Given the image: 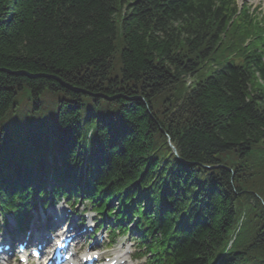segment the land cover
Returning a JSON list of instances; mask_svg holds the SVG:
<instances>
[{
	"label": "trees",
	"instance_id": "1",
	"mask_svg": "<svg viewBox=\"0 0 264 264\" xmlns=\"http://www.w3.org/2000/svg\"><path fill=\"white\" fill-rule=\"evenodd\" d=\"M262 22L234 0H0L1 160L62 145V178L116 201L151 264H264ZM17 166L0 163L2 212L28 207L2 185Z\"/></svg>",
	"mask_w": 264,
	"mask_h": 264
},
{
	"label": "rangeland",
	"instance_id": "2",
	"mask_svg": "<svg viewBox=\"0 0 264 264\" xmlns=\"http://www.w3.org/2000/svg\"><path fill=\"white\" fill-rule=\"evenodd\" d=\"M237 2L238 3H242V4H244L246 7H249V8H251V9H257V11L258 12H260V13H262L263 15H264V0H237ZM120 49H121V45L120 44H118V46H116V50H115V53H114V56H113V68H115V69H117L118 70V68H119V60H118V57H119V52H120ZM191 80H195V78L194 79H192V78H187L186 80H184L182 83H179V84H175V85H173L172 87H170L171 89H172V91L170 90L169 92H168V94L167 93H165V94H162V95H160L159 96V98H158V100H159V102H161L163 99L165 100V99H167V96L168 95H170V96H172L174 99H176V100H179V98H181L182 97V95H183V97L185 98V93H186V91H187V86H188V84H189V82H191ZM186 81V82H185ZM46 103H47V101H46ZM8 123V122H7ZM6 123V124H7ZM263 150V149H262ZM261 150V151H262ZM224 156V155H223ZM221 157L224 161H226V162H229V163H233V161H231V155H226V156H224V157ZM234 164V163H233ZM225 165V164H224ZM229 165H231V164H229ZM227 165H225V167H226ZM229 169H231L232 171H233V169L232 168H230V167H228ZM234 173V172H233ZM234 175H235V173H234ZM260 181V175H259V177H258V182ZM253 185V184H252ZM59 206V205H58ZM262 206H264V197H263V199H262ZM85 207V205L84 204H77L75 207H74V209H76V212H77V214H79V215H82V216H84L83 214H84V212H85V210L84 209H82V208H84ZM245 209H247V208H245ZM33 213V212H32ZM93 219H94V216L92 217ZM87 220H88V217H87ZM4 224V223H3ZM90 224H92L91 222H90ZM102 234L103 235H106L103 231H102ZM107 239V242H108V237L106 238ZM128 238H126V237H123V238H120V239H118V241H117V243L116 244H113L109 249H110V251H109V253L110 254H114L115 252H118V251H127V249L125 248V243L127 242L126 240H127ZM129 252V255H130V258L129 259H127V262H128V264H136L137 262H134V261H132L131 260V252L132 251H128Z\"/></svg>",
	"mask_w": 264,
	"mask_h": 264
},
{
	"label": "bare ground",
	"instance_id": "3",
	"mask_svg": "<svg viewBox=\"0 0 264 264\" xmlns=\"http://www.w3.org/2000/svg\"><path fill=\"white\" fill-rule=\"evenodd\" d=\"M0 132H2V133H5V129L3 128V127H0ZM6 134V133H5ZM244 187H246L247 188V186L244 184L243 185ZM259 218L258 217H253L252 219H251V222H250V224H249V226H247L246 228H245V235H251L253 232H254V229H255V227H256V225H259ZM123 254L119 257V260L120 259H122L123 258Z\"/></svg>",
	"mask_w": 264,
	"mask_h": 264
}]
</instances>
